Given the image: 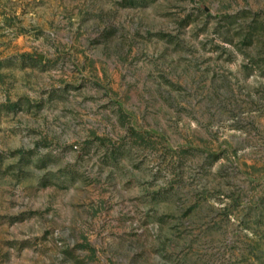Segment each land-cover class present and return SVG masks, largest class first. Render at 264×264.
Returning <instances> with one entry per match:
<instances>
[{"label": "rangeland", "instance_id": "obj_1", "mask_svg": "<svg viewBox=\"0 0 264 264\" xmlns=\"http://www.w3.org/2000/svg\"><path fill=\"white\" fill-rule=\"evenodd\" d=\"M0 264H264V0H0Z\"/></svg>", "mask_w": 264, "mask_h": 264}]
</instances>
